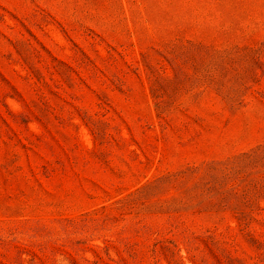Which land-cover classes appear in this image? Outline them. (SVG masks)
<instances>
[{
	"label": "rangeland",
	"instance_id": "1",
	"mask_svg": "<svg viewBox=\"0 0 264 264\" xmlns=\"http://www.w3.org/2000/svg\"><path fill=\"white\" fill-rule=\"evenodd\" d=\"M0 264H264V0H0Z\"/></svg>",
	"mask_w": 264,
	"mask_h": 264
}]
</instances>
